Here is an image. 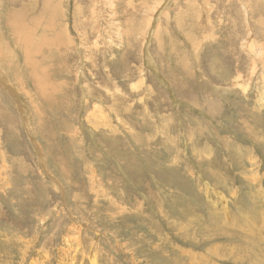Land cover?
I'll return each instance as SVG.
<instances>
[{
	"label": "rangeland",
	"instance_id": "rangeland-1",
	"mask_svg": "<svg viewBox=\"0 0 264 264\" xmlns=\"http://www.w3.org/2000/svg\"><path fill=\"white\" fill-rule=\"evenodd\" d=\"M263 99L264 0H0V264H264Z\"/></svg>",
	"mask_w": 264,
	"mask_h": 264
},
{
	"label": "bare ground",
	"instance_id": "bare-ground-1",
	"mask_svg": "<svg viewBox=\"0 0 264 264\" xmlns=\"http://www.w3.org/2000/svg\"><path fill=\"white\" fill-rule=\"evenodd\" d=\"M205 15V14H204ZM14 17V16H13ZM246 20H247V18H246ZM249 23V22H248ZM7 25H9V24H7ZM58 33V32H57ZM250 38V37H249ZM247 39V38H246ZM27 40V39H26ZM249 41H250V39H248ZM52 41V40H51ZM246 42V41H245ZM244 42V43H245ZM53 46V45H52ZM27 48V47H26ZM14 51V50H13ZM13 51H12V53H13ZM2 67V66H1ZM13 68V67H12ZM21 78V77H20ZM228 90V89H227ZM263 101H264V99H263ZM96 175V174H95ZM94 184V183H93ZM107 192V191H106ZM256 248V247H255ZM255 250V249H254ZM259 255V254H258ZM255 256V255H254ZM257 258V257H256ZM253 261V260H252ZM128 262V261H127ZM256 262V261H255ZM257 263V262H256ZM255 263V264H256ZM94 264H96V260L94 261Z\"/></svg>",
	"mask_w": 264,
	"mask_h": 264
}]
</instances>
